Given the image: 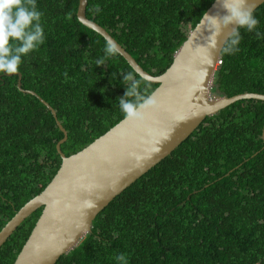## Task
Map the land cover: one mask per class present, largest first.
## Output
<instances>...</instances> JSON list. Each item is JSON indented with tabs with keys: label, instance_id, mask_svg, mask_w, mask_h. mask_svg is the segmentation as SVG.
I'll list each match as a JSON object with an SVG mask.
<instances>
[{
	"label": "trees",
	"instance_id": "1",
	"mask_svg": "<svg viewBox=\"0 0 264 264\" xmlns=\"http://www.w3.org/2000/svg\"><path fill=\"white\" fill-rule=\"evenodd\" d=\"M215 0H88L87 17L105 28L140 66L160 76ZM79 0H37L45 43L23 58L22 89L34 91L68 133L76 154L125 119L118 98L131 74L144 95L157 84L78 20ZM254 14L264 33V4ZM240 51L226 55L213 92L264 94V39L240 29ZM106 63L96 66L97 59ZM0 74V232L57 174L64 138L37 96ZM264 102L243 100L206 118L170 156L117 196L79 246L56 264H264ZM230 173V174H229ZM229 174V175H228ZM228 175V176H227ZM42 208L0 249L14 264Z\"/></svg>",
	"mask_w": 264,
	"mask_h": 264
},
{
	"label": "water",
	"instance_id": "2",
	"mask_svg": "<svg viewBox=\"0 0 264 264\" xmlns=\"http://www.w3.org/2000/svg\"><path fill=\"white\" fill-rule=\"evenodd\" d=\"M262 4L264 0H255L254 12ZM87 7L88 0H79L78 20L114 44L116 52L138 75L158 85L151 95L159 104L155 110H149L142 121L123 119L83 150L67 157L61 146L68 140V133L58 121L56 111L34 91L22 89L19 72L12 74L19 76L20 91L37 96L53 113L64 133L57 145L62 158L57 174L0 232L1 249L28 217L43 209L14 264H56L92 232L97 216L117 196L170 156L206 118L243 100L264 102V94L228 97L213 92L222 48L235 25L222 29L214 44L209 40L211 30L202 27L198 31L196 26L167 71L153 76L105 28L87 17ZM218 10L214 1L207 12L214 14ZM262 139L264 142V126ZM85 200H91L95 206L85 207Z\"/></svg>",
	"mask_w": 264,
	"mask_h": 264
},
{
	"label": "clouds",
	"instance_id": "3",
	"mask_svg": "<svg viewBox=\"0 0 264 264\" xmlns=\"http://www.w3.org/2000/svg\"><path fill=\"white\" fill-rule=\"evenodd\" d=\"M218 11L209 14L205 11L197 25V30L207 27L211 30L209 40L215 38L222 29L235 25L224 43L222 51L232 55L240 51L242 39L240 29L255 32L257 38L264 39V33L258 31L260 21L254 14L255 0H215ZM43 12L37 7V0H0V74H16L23 63V58L39 49L45 43V30L42 24ZM116 52L115 45L108 43L106 55ZM106 63L104 58L95 61L96 66ZM126 86L125 93L118 98L119 108L125 119L142 121L149 110H155L159 104L154 95H144L139 89V81L131 74L122 76ZM84 206L94 207V202L85 200ZM117 264H128L127 257L119 254Z\"/></svg>",
	"mask_w": 264,
	"mask_h": 264
},
{
	"label": "built area",
	"instance_id": "4",
	"mask_svg": "<svg viewBox=\"0 0 264 264\" xmlns=\"http://www.w3.org/2000/svg\"><path fill=\"white\" fill-rule=\"evenodd\" d=\"M221 63H222V60H220V61L218 62V66H219Z\"/></svg>",
	"mask_w": 264,
	"mask_h": 264
},
{
	"label": "bare ground",
	"instance_id": "5",
	"mask_svg": "<svg viewBox=\"0 0 264 264\" xmlns=\"http://www.w3.org/2000/svg\"><path fill=\"white\" fill-rule=\"evenodd\" d=\"M217 70H218V69H217ZM217 70H216V71H217Z\"/></svg>",
	"mask_w": 264,
	"mask_h": 264
}]
</instances>
